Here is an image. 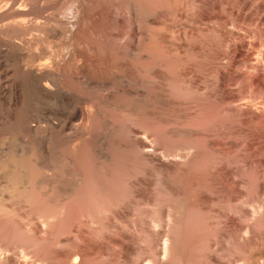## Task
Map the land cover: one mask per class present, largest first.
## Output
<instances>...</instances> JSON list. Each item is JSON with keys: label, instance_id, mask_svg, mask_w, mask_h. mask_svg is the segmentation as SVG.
Here are the masks:
<instances>
[{"label": "rangeland", "instance_id": "374dc122", "mask_svg": "<svg viewBox=\"0 0 264 264\" xmlns=\"http://www.w3.org/2000/svg\"><path fill=\"white\" fill-rule=\"evenodd\" d=\"M26 1V30L0 33L1 140L8 138L5 127L21 104L28 117L35 114L45 125L65 120L74 102L46 100L45 90L28 78L33 64L17 48L31 44L36 30L53 23L59 12L56 0ZM96 1L99 25L85 27L93 29L87 65L72 60L76 45L51 62L84 81L80 87L70 81L63 85L78 102L86 89L119 105L109 109L120 143L115 150L119 219L106 220L100 233L89 231L86 264H264V0ZM54 26L64 30L61 34L76 30L70 24ZM64 36L46 44L57 49ZM46 44L30 52L36 64L46 55ZM83 70L91 74L86 81L78 74ZM126 104L138 111H125ZM67 132L71 147L84 138ZM102 132L97 148L103 154ZM131 142L137 144L126 149ZM90 149L86 166L67 169L70 185L78 177L89 190L95 181ZM129 197L133 210L124 209Z\"/></svg>", "mask_w": 264, "mask_h": 264}, {"label": "bare ground", "instance_id": "6f19581e", "mask_svg": "<svg viewBox=\"0 0 264 264\" xmlns=\"http://www.w3.org/2000/svg\"><path fill=\"white\" fill-rule=\"evenodd\" d=\"M133 3L130 2V5H132L130 10H133V6H135ZM55 7L56 11L59 12L57 19H52L53 23L49 22V25L48 22H43L40 29L36 30L39 34L37 38L27 47L17 48V52L29 54L28 57L33 65L29 68L28 78L45 90L41 94L46 100L57 102L70 99L74 101L73 107L71 106L72 109L68 112L65 120H48L47 124L43 125V121H40L41 117L35 114L28 117L25 114L23 103L5 127L8 131V138L5 140L0 138V264H86L89 252L86 250L84 243L89 231L100 233L106 228V220L115 223L119 219L118 208L115 203L118 192L116 186L118 166L115 150L118 149L120 143L116 135L117 126L109 119L111 118L109 109H118L119 105L104 101L94 93L95 91H86V89H81L84 91L85 101L78 102L73 94L64 92L63 85L65 82L70 81L73 86L80 87L84 81H81V78L76 75L77 72H65L64 68L59 66L58 61L57 63L53 62L57 64V67H53L55 64L51 63L54 58L57 59V55L70 54L71 46L76 45L78 50L73 55L71 54L72 60L84 59L86 61L85 65H87L89 45L86 44L89 42L93 29L87 32L85 27L87 23H91L94 27L99 25L100 17L97 12V1L56 0ZM145 11L142 10L140 13L143 17L147 15ZM124 12L129 15V9ZM27 16V1L17 3L13 0H0V33L15 30L25 31L29 24ZM130 16L132 15L130 14ZM129 17L127 18L129 19ZM130 19L132 18L130 17ZM55 24L56 26H62L63 29L67 24H70L73 27L75 26L76 30L71 35H68V32L61 34L64 30L60 28L59 30L62 31H56L58 26L54 29ZM80 27L82 32L79 30ZM62 35H65L63 46L59 45L60 47L57 49H55L56 46L54 48L51 44L50 47L48 46L52 41L62 39ZM61 42L59 44L63 43ZM40 44L48 46L45 47L47 53L42 61L37 60L39 62L36 64V60L30 52L38 50ZM82 46L84 48L81 49ZM50 48H53V51ZM55 59L54 61H56ZM78 74L84 77L83 80L85 77H91V74L84 70ZM155 74L160 73L155 72ZM4 93L5 89L0 87V96ZM144 104V102L143 104L141 102V107L139 105L137 107L141 109ZM131 105L133 104L131 103ZM123 106L124 110L129 113L138 111L137 108L133 110L134 105L132 107L129 104ZM100 127L104 129L102 133H105L106 136L103 154L97 148V143L100 142ZM67 131L77 132L84 138L71 147L66 139L67 134L65 132L68 133ZM145 138V136H142V141L146 142ZM136 144L131 142L130 145H125V147L131 149ZM88 148L93 150L90 149L91 161L89 164L97 176L94 179L93 172L92 178L95 181L92 182L95 185L92 183L91 188L89 187V190H92L94 185L93 191H90L94 197H92L91 203L88 202V197L92 196L88 194V186H83L84 181L80 182L78 177V181H75L78 173L72 175H75L73 186L69 184L70 179L66 174L71 164H75L77 168L87 165L85 158L88 154ZM140 152L142 151L140 150ZM145 154L143 155L145 156ZM165 156L163 157L165 158ZM164 158L163 161L166 160ZM128 161L130 160L128 159ZM128 161L126 160V162ZM159 162L162 161L159 159ZM178 164L181 167L182 162ZM85 169L84 167L83 169L80 168L78 172ZM127 171H129V167L126 168ZM81 177L83 179V175ZM85 187L87 190H84V192L87 191V193L83 192L84 196L80 198L81 202H79L78 197L83 195L81 190ZM125 187L127 186L125 185ZM129 188L127 187V189ZM75 191H80L81 195L73 194ZM75 195L79 204L77 202L75 204L76 200H72ZM130 195L132 194L128 196ZM85 196L87 197L85 198ZM132 200L129 197L124 202V209L131 210L132 208L133 210L134 201ZM168 215L166 216L167 221L173 220V217ZM123 225L125 226L124 223ZM127 228L128 225L125 229ZM172 246L171 240L164 244L167 251L171 250Z\"/></svg>", "mask_w": 264, "mask_h": 264}]
</instances>
